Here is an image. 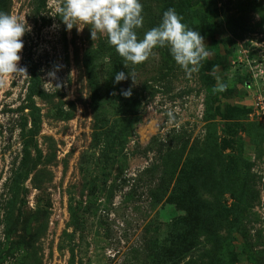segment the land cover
<instances>
[{"label": "rangeland", "instance_id": "374dc122", "mask_svg": "<svg viewBox=\"0 0 264 264\" xmlns=\"http://www.w3.org/2000/svg\"><path fill=\"white\" fill-rule=\"evenodd\" d=\"M141 3L138 38L169 8L201 33L198 72L0 0L30 27L0 80V264H264V0Z\"/></svg>", "mask_w": 264, "mask_h": 264}, {"label": "clouds", "instance_id": "9594fccd", "mask_svg": "<svg viewBox=\"0 0 264 264\" xmlns=\"http://www.w3.org/2000/svg\"><path fill=\"white\" fill-rule=\"evenodd\" d=\"M60 18L69 31L90 27L94 41L98 33L107 34L108 43L123 58L126 68L144 63L155 49L168 47L176 64L191 76L209 57L204 37L189 28L173 8L165 11L159 25L148 30L142 39L137 34L144 25L141 0H64ZM27 31L30 27L17 17L0 12V80L27 74V68L18 66L24 48L22 37ZM129 75L135 81L131 71L116 72L114 83L127 80ZM122 95L130 97L131 88L123 90Z\"/></svg>", "mask_w": 264, "mask_h": 264}, {"label": "built area", "instance_id": "2783aa9c", "mask_svg": "<svg viewBox=\"0 0 264 264\" xmlns=\"http://www.w3.org/2000/svg\"><path fill=\"white\" fill-rule=\"evenodd\" d=\"M262 111L264 112V108H262Z\"/></svg>", "mask_w": 264, "mask_h": 264}]
</instances>
